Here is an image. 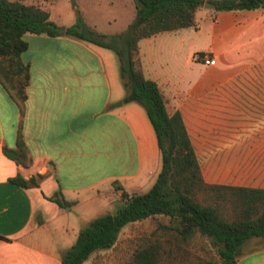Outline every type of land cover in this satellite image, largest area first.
<instances>
[{"label": "crops", "instance_id": "1", "mask_svg": "<svg viewBox=\"0 0 264 264\" xmlns=\"http://www.w3.org/2000/svg\"><path fill=\"white\" fill-rule=\"evenodd\" d=\"M196 19V28L141 39L142 70L157 82L167 111L181 113L207 184L264 189V78H237L253 68L264 74V9L203 7ZM162 34L181 35L204 67L187 96L179 97V86L150 66V46ZM23 37L26 99L17 103L0 84V264H60L82 226L121 202L112 183L130 193L147 191L161 153L145 109L136 102L113 105L125 89L110 49L64 35ZM204 54L210 64L198 57ZM230 87L238 93H227ZM19 130L26 167L3 153V146L16 148ZM16 176L34 183L11 181ZM58 190L70 206L49 199ZM247 241L237 264H264V245L243 249ZM108 249L83 264H104Z\"/></svg>", "mask_w": 264, "mask_h": 264}, {"label": "trees", "instance_id": "2", "mask_svg": "<svg viewBox=\"0 0 264 264\" xmlns=\"http://www.w3.org/2000/svg\"><path fill=\"white\" fill-rule=\"evenodd\" d=\"M206 2L220 11L264 9V0H135L136 16L123 40L106 39L86 27L81 19L70 26H59L50 19L48 9L23 0H0V84L19 104L26 99L30 81L29 65L21 54L28 43L24 35L68 36L113 50L119 60V72L125 95L113 105L140 104L153 126L161 153V169L152 186L142 193H130L117 182L120 203L86 222L74 243L62 251L60 264H83L100 249L116 243L129 223L147 218L166 217L157 222L154 240L138 246L130 264H162L163 256H174L196 237L206 238L216 248L218 260L205 264H237L243 244L251 238H264V189L207 184L179 111H167L164 96L156 81L145 76L138 43L141 39L184 28H196V13ZM63 28V32L60 31ZM4 155L27 166L28 150L20 130L16 148L3 146ZM11 181L27 186L34 179L20 176ZM209 193L211 202L199 199ZM61 207L70 206L61 190L49 198ZM229 204L235 216L226 219L222 208ZM163 239V242L161 241ZM167 244V247H164Z\"/></svg>", "mask_w": 264, "mask_h": 264}, {"label": "rangeland", "instance_id": "3", "mask_svg": "<svg viewBox=\"0 0 264 264\" xmlns=\"http://www.w3.org/2000/svg\"><path fill=\"white\" fill-rule=\"evenodd\" d=\"M28 4H36L48 9L50 19L59 26H70L81 19L83 24L98 34L104 35L106 39L116 37L117 40H123L130 24L136 16L135 0H23ZM29 34V33H27ZM181 35L162 34L157 37L155 43L150 46L152 66L156 73L166 78L171 84L178 85L179 97L187 96L193 93L190 89L202 77L204 67L201 63L194 60L191 54V47L186 40L181 44L179 38ZM162 43V44H161ZM175 49L177 54H174ZM115 69L118 74L119 82L122 80L119 72V60L116 53L110 50ZM237 78H264V74L255 71V68L238 75ZM227 93H238L236 87H230ZM239 89V88H238ZM221 93V92H219ZM114 192L120 191L115 189ZM120 196V195H119ZM209 193H201L199 199L204 203L211 202ZM78 208H72V213ZM111 210V209H109ZM226 219H234L235 216L229 204L222 208ZM76 216V215H75ZM167 223L166 217L158 219H144L124 226L123 234L113 249H108L102 255L104 264H130L132 254L138 246L147 244L154 240L153 232L156 230L157 222ZM163 242V239L161 238ZM167 247V244H164ZM264 245V238H251L247 241L246 247L255 248ZM182 250L174 251V256L164 255L162 264H205L207 260H218L216 248L206 238L196 237L189 244L183 245Z\"/></svg>", "mask_w": 264, "mask_h": 264}, {"label": "built area", "instance_id": "4", "mask_svg": "<svg viewBox=\"0 0 264 264\" xmlns=\"http://www.w3.org/2000/svg\"><path fill=\"white\" fill-rule=\"evenodd\" d=\"M198 57H201L204 64H210L212 62V59L210 58L209 55L204 54V55H199Z\"/></svg>", "mask_w": 264, "mask_h": 264}, {"label": "water", "instance_id": "5", "mask_svg": "<svg viewBox=\"0 0 264 264\" xmlns=\"http://www.w3.org/2000/svg\"><path fill=\"white\" fill-rule=\"evenodd\" d=\"M214 6H215L214 4L209 3V2H206V3L204 4V7H205V8H213ZM60 31L63 32V31H64L63 28H60Z\"/></svg>", "mask_w": 264, "mask_h": 264}]
</instances>
